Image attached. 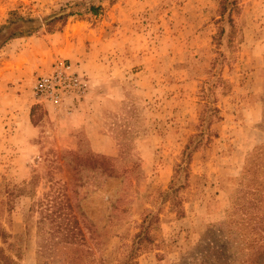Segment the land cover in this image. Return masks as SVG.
I'll return each mask as SVG.
<instances>
[{
	"label": "rangeland",
	"instance_id": "1",
	"mask_svg": "<svg viewBox=\"0 0 264 264\" xmlns=\"http://www.w3.org/2000/svg\"><path fill=\"white\" fill-rule=\"evenodd\" d=\"M110 1L0 0V74L11 71L7 62L20 53L16 70L20 65L34 69L33 75H0L10 80L0 91V224L21 237V257L14 260L36 264V203L56 181L98 232L96 250L89 245L95 264L100 259L126 264L142 223L149 226L152 241L142 244L129 264H215L221 258L215 249L227 247L220 230L232 199L240 189L257 190L258 185L264 193V0H235V27H225L220 48L212 43L220 0ZM90 6L97 7L96 15L89 13ZM34 22L43 24L8 35ZM83 32L100 40L79 44L81 61L56 59L61 40H76ZM228 36L232 50L226 47ZM14 40L18 43L12 45ZM72 48L68 45L67 52ZM61 61L73 67L88 62L79 69L87 93L70 109L41 103L33 95L40 74L36 67ZM98 61L108 68L93 74L90 64ZM219 78L230 93L221 97L217 84L211 101L222 120L212 123L214 137L206 144L209 130L199 127L202 91ZM96 102L95 116L77 127L70 117L92 110ZM96 135L103 138L98 146L110 147L112 155L93 151L90 136ZM194 135L205 137L194 139L200 145L189 148L184 164L182 152ZM69 152L107 157L122 169L133 159L140 171L101 177L73 196L75 177L65 164ZM31 180L36 187L17 195L31 187ZM170 187L176 192L171 194ZM119 194L124 204L118 211L125 213L111 215L108 222Z\"/></svg>",
	"mask_w": 264,
	"mask_h": 264
},
{
	"label": "trees",
	"instance_id": "2",
	"mask_svg": "<svg viewBox=\"0 0 264 264\" xmlns=\"http://www.w3.org/2000/svg\"><path fill=\"white\" fill-rule=\"evenodd\" d=\"M88 11L92 15H96L97 7L90 6ZM237 14L238 8L235 0L219 1L217 11L219 19L215 21L218 29L212 37V43L217 48L222 46L225 27L229 26L230 29L235 27L233 16ZM231 42L232 36H228L227 49H233ZM222 58L224 61L225 58ZM223 61L219 63V71L222 69ZM210 83H212L210 87L202 91L201 98L204 105L199 117V127L209 130L206 133V144L214 137V132L210 130L212 123H218L222 120L220 111L211 101L214 95L217 94V84L222 85L221 92H219L221 97H225L230 93V88L225 80L219 78ZM262 120L264 127V105ZM197 137H202L203 142L205 136L194 135L188 141L182 152V157L186 156V158H182L184 164L189 163L190 160V154L187 153L189 148L193 144L200 145L201 141L195 143L194 139ZM125 151L126 148L122 155L126 154ZM66 156L69 161H65V164L75 177L72 185V188H75V190L73 189V196L79 193V188L87 187L88 183H95L101 177L116 178L120 175L118 171L127 175L140 171L138 164L133 159L129 161L130 166L122 169L118 163L114 162L115 164H113L114 160L103 156L86 155L83 158L73 152L66 153ZM175 168L179 170L181 166L177 164ZM89 173H92V175L90 176ZM32 180L35 181V179ZM32 180L30 182L31 187L16 190L17 195L32 191L36 187ZM51 183L52 192L46 193L44 198L36 203V208L39 209L36 225L38 238L36 264H95L93 252L89 245L91 244L94 250L99 245L97 230L87 221L79 203L73 202L68 195V189L64 185H59L56 181ZM170 192L173 194L176 190L170 187ZM118 196L113 204L110 202L111 214L107 218L108 222H110L111 215H114V217L115 215L123 216L125 213V209H122L121 212L118 211L124 204L122 195L119 194ZM175 204L173 203L174 206ZM11 211L12 205L6 213L10 215ZM117 211L118 213H116ZM222 227L220 239H224V243L228 248L215 249L216 255L221 257L220 260H215V264H264V193L260 185H258L257 190L246 191L240 189L237 192L234 199H232L231 207ZM139 228L141 229L133 236L129 247L131 254L127 257L126 264H129L139 249L143 248L142 244H148L152 241L149 226L144 227L142 223ZM226 233L230 235H226ZM20 239L21 237H15L0 224V264H17L14 259L21 257V251L18 248ZM228 252H230V255H225ZM100 264H106V260L100 259ZM121 264H124V261Z\"/></svg>",
	"mask_w": 264,
	"mask_h": 264
},
{
	"label": "crops",
	"instance_id": "3",
	"mask_svg": "<svg viewBox=\"0 0 264 264\" xmlns=\"http://www.w3.org/2000/svg\"><path fill=\"white\" fill-rule=\"evenodd\" d=\"M70 28V26L69 25H67L65 28H64V32L62 33V36L64 37L65 36V34L67 33L68 34V32H67V30ZM70 35V34H69ZM70 36H72V35H70ZM44 39L43 40H48V42H50L49 40V38H47V37H43ZM86 38H89V40H92V41H94L95 43L98 41V40H100V38H98L96 35H92V33L91 32H88V34H86L85 32H83V35H81V36H79V38H77L76 40H74V39H72V38H70V39H67V40H61V45H58L57 47H56V52H58V53H55V57H56V59H61V58H63L64 57V59L63 60H65V61H68V62H73V63H77L78 61H81V59H80V56L78 55L79 54V52H80V49H81V47L79 46V44L81 43V42H84V41H86ZM23 41V40H22ZM16 43H18L17 41H15L14 40V42L13 43H11L12 45L13 44H16ZM73 45V48L69 51V52H67V48H68V45ZM11 46V45H10ZM52 49V48H51ZM50 49V50H51ZM52 52H53V49H52ZM62 54H63V56H62ZM18 56H13L12 58L13 59H10L8 62H7V64L8 65H10L11 66V71H8V72H4V71H2L1 72V76H2V78H4L5 76H11V75H15V76H20V75H23V74H28L29 72H31V74L33 75L34 73H33V71L32 70H34L33 68L32 69H27L25 66H23V65H20L19 66V69H17L16 70V68L18 67V64H17V62L18 61H20L21 59H22V57H23V54H17ZM98 63V64H97ZM96 64L95 63H93V65L92 64H90V68H94L93 70V74H97V73H99L98 72V70H100V69H102L103 70V68H108L107 66L105 67L104 66V64H101L99 61L97 62ZM84 64H88V62H79V66H75L76 64H74V69L75 70H77V71H79V73H82L83 74V72L82 71H80V70H83V67H86V65H84ZM95 65V66H94ZM51 68H52V66L50 65V66H48L47 67V69L46 68H42V67H36V72H38V74L40 73H43V74H39L38 76H37V78H36V80H35V82L37 81V79L38 78H40V77H42V76H44V75H47L50 71H51ZM77 68V69H76ZM1 69V68H0ZM80 69V70H79ZM8 82H10V80L9 79H7V80H4V79H0V91H2L5 87H7V85H8ZM94 92H95V94H97V89H96V87H94V89L92 90V93L94 94ZM99 105H98V103L96 102V103H94L93 105H92V110H89V111H87V112H83V113H80V112H77L75 115H73L72 117H70V119L71 120H73L74 122H76V126L78 127V126H82L83 125V123L85 122V120L87 119V118H90V117H94L95 116V114H96V112H97V110L99 109V107H98ZM73 112H71L70 114H72ZM69 114V115H70ZM27 120L29 121V118H28V115H27ZM80 126V127H81ZM90 138H92L91 139V141H92V143H91V145H92V148H93V151L95 152V153H100V154H108V155H112V150H111V148L110 147H108V148H106V147H100V146H98V142H100L99 140H102L103 138H101V136H98V135H96V136H90ZM106 140L108 139V138H105ZM103 141V140H102Z\"/></svg>",
	"mask_w": 264,
	"mask_h": 264
},
{
	"label": "built area",
	"instance_id": "4",
	"mask_svg": "<svg viewBox=\"0 0 264 264\" xmlns=\"http://www.w3.org/2000/svg\"><path fill=\"white\" fill-rule=\"evenodd\" d=\"M85 75L67 62H56L51 71L37 79L33 95L41 103L53 107H75L87 93Z\"/></svg>",
	"mask_w": 264,
	"mask_h": 264
},
{
	"label": "water",
	"instance_id": "5",
	"mask_svg": "<svg viewBox=\"0 0 264 264\" xmlns=\"http://www.w3.org/2000/svg\"><path fill=\"white\" fill-rule=\"evenodd\" d=\"M61 15H64V13L63 14H60L59 16H61ZM51 19H49V20H47V21H45V23L46 22H48V21H50ZM43 23H40V22H34V23H31V24H27V25H18V26H16L15 27V29H11L9 32H8V35H12L16 30H18V29H20V30H26V29H30V28H38V27H40L41 25H42Z\"/></svg>",
	"mask_w": 264,
	"mask_h": 264
}]
</instances>
